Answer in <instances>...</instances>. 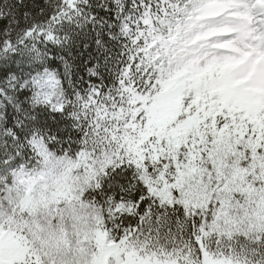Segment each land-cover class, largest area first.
<instances>
[{
  "label": "snow or ice",
  "instance_id": "6c2138e0",
  "mask_svg": "<svg viewBox=\"0 0 264 264\" xmlns=\"http://www.w3.org/2000/svg\"><path fill=\"white\" fill-rule=\"evenodd\" d=\"M0 264H264V0H0Z\"/></svg>",
  "mask_w": 264,
  "mask_h": 264
}]
</instances>
